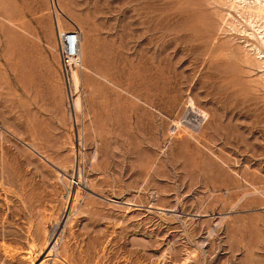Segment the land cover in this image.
<instances>
[{
	"label": "rangeland",
	"instance_id": "rangeland-1",
	"mask_svg": "<svg viewBox=\"0 0 264 264\" xmlns=\"http://www.w3.org/2000/svg\"><path fill=\"white\" fill-rule=\"evenodd\" d=\"M240 12L0 0V264H264V71ZM56 24L81 32L71 96Z\"/></svg>",
	"mask_w": 264,
	"mask_h": 264
},
{
	"label": "bare ground",
	"instance_id": "bare-ground-1",
	"mask_svg": "<svg viewBox=\"0 0 264 264\" xmlns=\"http://www.w3.org/2000/svg\"><path fill=\"white\" fill-rule=\"evenodd\" d=\"M225 1L230 5V7L236 8L238 11V14L240 11L246 12L245 16H247L246 18H248L249 24L252 27L253 31L256 32V34L259 38V41L258 40L257 41L260 42L259 44L261 47V48H255V49L252 48V52H253L252 54H254L255 58L260 63V69L262 71H264V0H225ZM240 13H243V12H240ZM56 26H57V31L59 34H64L66 32L71 31L70 30V31L62 32V31H59L57 24H56ZM72 30L78 31L79 46H80L81 32L78 29H72ZM250 34L254 35L253 33H250ZM254 36H256V35H254ZM254 36H253V38H255ZM55 43H56V35H55ZM79 50H80V48L78 47L77 58L75 60H73L71 62V64L69 63V64H66L65 66L62 67L60 60L58 58L59 74H60L62 83L65 86V89H66L68 96L72 95L70 83H71L72 89L75 92H76L78 84H79V75H78L77 67H76V69L72 68V67H75V65H77V63H78ZM56 52H57V48H56ZM63 69H65L67 74H68V80L67 81H65L62 77L63 76L62 75ZM69 70H70V72H69ZM69 77H70V82H69ZM78 105H79V99L77 97L74 101V106L78 107Z\"/></svg>",
	"mask_w": 264,
	"mask_h": 264
},
{
	"label": "built area",
	"instance_id": "built-area-1",
	"mask_svg": "<svg viewBox=\"0 0 264 264\" xmlns=\"http://www.w3.org/2000/svg\"><path fill=\"white\" fill-rule=\"evenodd\" d=\"M79 47V36L77 30H71L64 34L56 33V48L58 58L63 66L71 64L77 58V50ZM62 77L65 81L68 80V74L65 69L62 70Z\"/></svg>",
	"mask_w": 264,
	"mask_h": 264
},
{
	"label": "crops",
	"instance_id": "crops-1",
	"mask_svg": "<svg viewBox=\"0 0 264 264\" xmlns=\"http://www.w3.org/2000/svg\"><path fill=\"white\" fill-rule=\"evenodd\" d=\"M53 67H54V70L57 71V74H59V66H58V70H57L56 66L53 65ZM59 76H60V74H59ZM60 79H61V77H60ZM61 82H62V80H61Z\"/></svg>",
	"mask_w": 264,
	"mask_h": 264
}]
</instances>
